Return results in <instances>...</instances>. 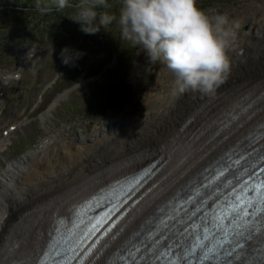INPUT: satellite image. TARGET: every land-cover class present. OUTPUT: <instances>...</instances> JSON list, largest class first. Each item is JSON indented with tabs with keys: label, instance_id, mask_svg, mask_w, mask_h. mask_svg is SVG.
<instances>
[{
	"label": "bare ground",
	"instance_id": "obj_1",
	"mask_svg": "<svg viewBox=\"0 0 264 264\" xmlns=\"http://www.w3.org/2000/svg\"><path fill=\"white\" fill-rule=\"evenodd\" d=\"M252 28L218 54L198 62L193 53L178 58L186 61L174 62L179 74L170 78L174 87L157 110H146L148 98L136 116L101 138L94 131L85 143L59 145L47 158L11 162L0 175V264H35L57 209L74 208L95 182L137 171L158 150L169 155L168 163L148 202L122 231L128 237L139 214L138 228L159 213L154 205L220 154L249 140L247 150L235 149L239 158L264 148V23ZM173 66L166 63L160 75L168 77ZM63 154L71 164L57 161Z\"/></svg>",
	"mask_w": 264,
	"mask_h": 264
},
{
	"label": "rangeland",
	"instance_id": "obj_2",
	"mask_svg": "<svg viewBox=\"0 0 264 264\" xmlns=\"http://www.w3.org/2000/svg\"><path fill=\"white\" fill-rule=\"evenodd\" d=\"M201 2L210 5L207 11ZM179 8L181 12L172 20L162 23L154 19L144 26V39L138 42L127 78L119 87H114L116 77L126 73V69L121 67L119 47L110 42L102 61L87 68L82 74L85 77L74 82V88L53 108L50 104L71 83L70 80L51 81L44 73L37 76L47 58L40 48L35 49L38 42L25 39L26 43L13 46L8 42L0 46V175H4L11 162L47 158L51 152H59V145L85 143V136L94 131L96 137H103L112 125L121 127L136 116L148 98L151 102L146 103V110L151 107L157 110L174 87L170 78L179 74L174 62L182 64L186 55L192 53L197 62L210 52L218 54L216 50L224 43L231 45L239 35H250L252 24L264 23V0H185ZM3 35L6 33L0 32V38ZM191 47L197 48V52ZM30 55L34 56L37 66H25L27 76L23 84L18 83L19 74L15 76L17 71H12L16 63L12 57L18 56L23 63ZM182 56L186 59L178 62ZM93 57H83L80 62H90ZM166 63L173 66L168 77L160 75ZM61 70L52 79L57 74L63 77ZM155 80L158 82L150 90ZM58 158L64 165L71 164L64 154ZM27 165L23 170L29 168L30 164Z\"/></svg>",
	"mask_w": 264,
	"mask_h": 264
},
{
	"label": "trees",
	"instance_id": "obj_3",
	"mask_svg": "<svg viewBox=\"0 0 264 264\" xmlns=\"http://www.w3.org/2000/svg\"><path fill=\"white\" fill-rule=\"evenodd\" d=\"M184 3L185 0H0V32L6 33L0 38V46L8 42L15 46L25 39L37 41L36 48L47 55L37 76L44 73L52 79L62 69L63 77H57L56 82L70 80L72 85L85 77L82 74L87 68L102 61L110 42H114L120 49L121 67L126 69L116 77L114 87H119L127 78L138 42L144 39V26L154 19L162 23L172 20ZM201 5L204 11L210 7L207 2ZM92 56L90 62H80ZM15 57L12 60L19 62ZM27 64V68L37 66L34 59ZM25 76L26 69L23 80Z\"/></svg>",
	"mask_w": 264,
	"mask_h": 264
},
{
	"label": "water",
	"instance_id": "obj_4",
	"mask_svg": "<svg viewBox=\"0 0 264 264\" xmlns=\"http://www.w3.org/2000/svg\"><path fill=\"white\" fill-rule=\"evenodd\" d=\"M64 92H66V91H64ZM63 94H64V93H63ZM63 94H62V96H64Z\"/></svg>",
	"mask_w": 264,
	"mask_h": 264
}]
</instances>
